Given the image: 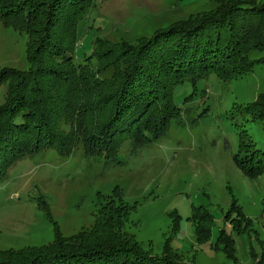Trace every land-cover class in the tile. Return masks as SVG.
I'll list each match as a JSON object with an SVG mask.
<instances>
[{"label":"trees","instance_id":"1","mask_svg":"<svg viewBox=\"0 0 264 264\" xmlns=\"http://www.w3.org/2000/svg\"><path fill=\"white\" fill-rule=\"evenodd\" d=\"M93 0H0V21L27 35V69L0 68L6 95L0 104V179L26 155L55 150L62 156L82 147L92 156L117 161L124 142L132 150L163 135L179 117L174 86L216 73L235 78L264 65V1L218 0V5L155 30L135 42L97 38L93 52L74 62L77 25ZM105 73V74H104ZM237 110V109H236ZM264 128V93L238 107ZM233 160L249 177L264 173V151L248 132L238 131ZM99 203L93 222L64 236L54 224L43 245L0 250V264H196L166 239L159 255L145 250L126 229L131 206L118 187ZM244 232L251 220L239 207ZM175 219V218H174ZM209 212L195 218L198 243L211 235ZM214 250L236 263L234 239L220 230ZM219 244V246H218ZM251 255L254 257L252 251Z\"/></svg>","mask_w":264,"mask_h":264},{"label":"rangeland","instance_id":"2","mask_svg":"<svg viewBox=\"0 0 264 264\" xmlns=\"http://www.w3.org/2000/svg\"><path fill=\"white\" fill-rule=\"evenodd\" d=\"M217 5L218 0H93L77 25L74 62L92 54L97 38L135 42ZM26 42L24 32L0 21V68L27 69ZM263 55L250 53L253 59ZM262 93L260 63L227 80L216 73L185 80L173 88L179 117L163 135L135 150L124 142L117 161L79 147L68 156L44 150L13 162L0 179V250L46 244L54 224L64 236L90 226L99 203L118 187L131 206L126 229L152 254H161L168 238L186 261L233 264L213 248L224 230L234 239L235 264H264V173L246 176L233 160L238 131H247L264 151V128L238 111ZM5 95L2 83L0 104ZM233 201L251 220L244 232L232 228L242 223ZM205 211L212 218L211 235L198 243L193 220Z\"/></svg>","mask_w":264,"mask_h":264}]
</instances>
